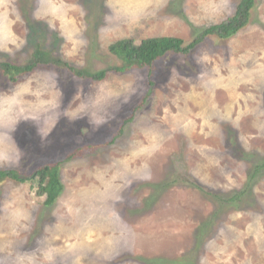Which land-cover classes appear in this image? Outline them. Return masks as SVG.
Wrapping results in <instances>:
<instances>
[{"label": "rangeland", "instance_id": "1", "mask_svg": "<svg viewBox=\"0 0 264 264\" xmlns=\"http://www.w3.org/2000/svg\"><path fill=\"white\" fill-rule=\"evenodd\" d=\"M240 1L0 0V60L25 64L41 45L108 70L41 63L13 82L0 69V169L60 161L63 184L47 205L32 180L0 183V264H264V169L251 178L264 158V0L234 36L152 66L120 71L109 51L122 38L188 44ZM87 142L102 145L65 160Z\"/></svg>", "mask_w": 264, "mask_h": 264}, {"label": "trees", "instance_id": "2", "mask_svg": "<svg viewBox=\"0 0 264 264\" xmlns=\"http://www.w3.org/2000/svg\"><path fill=\"white\" fill-rule=\"evenodd\" d=\"M256 0H241L237 5L234 15L228 17L220 23L210 25L206 27L202 32H200L196 38H194L190 43L185 44L184 39L177 36H151L146 37L141 40V42L136 43L132 38H122L109 45V51L123 60L122 66L117 68L118 70H125L137 66H152L153 63L169 51L187 53L194 49L199 43H201L204 38L208 35H216L220 38H230L234 36L239 30L245 27L251 17V11L255 5ZM52 53L45 51L41 45L34 49L31 59L25 64L14 63L10 60H0V69L3 73L8 75L9 79L13 82L17 81L23 75L35 70L41 63H57L65 64L71 70H74L78 75L88 76L96 80L103 79L107 73V69H102L96 72H91L86 68H79L74 65L68 64V62H63L58 57L51 56ZM153 85V81H150ZM144 98L136 109L140 108L142 103L145 101ZM132 114L128 120H132ZM123 131V130H122ZM101 142H87L82 146H78L65 158V160H71L82 154V152H91L97 149ZM241 149V148H239ZM62 162H48L44 165L39 166L31 175H23L21 172L14 168L0 169V183L3 180L12 179L27 181L32 180L38 187V196H46L45 204L51 205L56 200L57 196L63 189V184L61 183L60 164ZM252 179L257 174V172H262L264 169V158L258 159L256 164L253 165ZM245 191L235 192L234 195L227 197L226 199L230 203L239 204L237 202L243 198ZM225 199V198H224ZM193 264V263H189Z\"/></svg>", "mask_w": 264, "mask_h": 264}]
</instances>
